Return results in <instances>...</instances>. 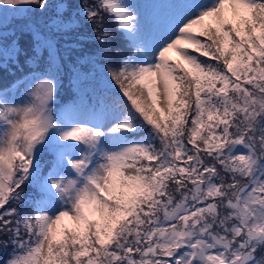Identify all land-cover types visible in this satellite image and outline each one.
Wrapping results in <instances>:
<instances>
[{
    "label": "snow or ice",
    "instance_id": "snow-or-ice-1",
    "mask_svg": "<svg viewBox=\"0 0 264 264\" xmlns=\"http://www.w3.org/2000/svg\"><path fill=\"white\" fill-rule=\"evenodd\" d=\"M0 264H264V0H0Z\"/></svg>",
    "mask_w": 264,
    "mask_h": 264
},
{
    "label": "rangeland",
    "instance_id": "rangeland-1",
    "mask_svg": "<svg viewBox=\"0 0 264 264\" xmlns=\"http://www.w3.org/2000/svg\"><path fill=\"white\" fill-rule=\"evenodd\" d=\"M113 44H114V46L122 47L121 44H120V42H119L118 40H114V41H113ZM122 48H123V47H122ZM170 55H171L174 59H176L175 53H170ZM157 95L159 96V104H160V106H163L164 101H163L162 94L157 93Z\"/></svg>",
    "mask_w": 264,
    "mask_h": 264
},
{
    "label": "trees",
    "instance_id": "trees-1",
    "mask_svg": "<svg viewBox=\"0 0 264 264\" xmlns=\"http://www.w3.org/2000/svg\"><path fill=\"white\" fill-rule=\"evenodd\" d=\"M109 26L114 28V25H111V22H109ZM120 42L121 46L124 47V41L122 39H116Z\"/></svg>",
    "mask_w": 264,
    "mask_h": 264
}]
</instances>
